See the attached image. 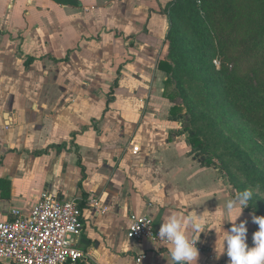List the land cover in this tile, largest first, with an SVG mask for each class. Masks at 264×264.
Masks as SVG:
<instances>
[{"label":"crops","instance_id":"0c3cea01","mask_svg":"<svg viewBox=\"0 0 264 264\" xmlns=\"http://www.w3.org/2000/svg\"><path fill=\"white\" fill-rule=\"evenodd\" d=\"M2 1L0 221L13 209L28 214L43 195L75 200L82 210L77 248L90 255L76 264H171L168 245L127 237L129 215L150 218L159 231L168 215L197 214L207 230L195 235L197 264H227L226 253L217 258L215 249L231 222L222 228L214 217L234 219L235 211L224 207L233 193L217 169L193 158L180 123L169 118L172 103L163 95L164 77L157 69L169 26L160 10L171 0H79L78 7L51 0ZM6 11L12 12L7 19ZM109 12L118 26L130 20L132 33L104 26ZM138 32L129 47L124 36ZM68 51V61H54ZM28 57L35 61L25 67ZM119 68L114 100L103 114ZM125 103L132 107L123 113ZM81 126L88 129L74 141L84 168L79 188L81 170L70 141ZM43 150L47 153L33 155ZM92 198L107 210L92 212ZM245 219L251 247L258 226L244 208L236 223Z\"/></svg>","mask_w":264,"mask_h":264},{"label":"rangeland","instance_id":"374dc122","mask_svg":"<svg viewBox=\"0 0 264 264\" xmlns=\"http://www.w3.org/2000/svg\"><path fill=\"white\" fill-rule=\"evenodd\" d=\"M171 2L164 7L168 15ZM121 7L124 9V6ZM4 14L7 19L12 12L6 11ZM139 15L137 13L136 20ZM104 20V26L112 29H125V33L134 30L129 28L132 26L127 18L125 27L118 26L112 12L106 13ZM47 21L54 23L53 18ZM168 23L157 61L168 62L173 68L170 83L164 86V90L165 94L174 97V102L179 106V129L183 131L184 123L190 121L187 124L189 131L196 132L205 146L204 154H198L214 164L231 191L260 186L261 195H254L245 209L251 216H264V129L236 104L245 94L224 82L219 74L218 59H209L210 51L203 46L188 13L177 15L174 24L169 20ZM92 33L94 35V31ZM67 39L68 42L72 41V37ZM36 70L38 68L33 70L32 77L36 76ZM163 77L165 81L164 73ZM99 104L96 101L95 107H99ZM120 107L124 113L132 104H120Z\"/></svg>","mask_w":264,"mask_h":264},{"label":"trees","instance_id":"16d2710c","mask_svg":"<svg viewBox=\"0 0 264 264\" xmlns=\"http://www.w3.org/2000/svg\"><path fill=\"white\" fill-rule=\"evenodd\" d=\"M58 5L78 7L79 0H51ZM168 9L170 15L165 14L170 23L175 22V17L179 14L188 13V17L198 30L199 39L204 47L210 51V60L218 59L220 65V76L235 91L245 94L236 103L240 109L249 114L252 121L259 124L264 129V0H172ZM176 27V26H175ZM141 31V33H143ZM137 34L124 36L129 41V47L133 46V41ZM70 52L61 60L55 62H66ZM34 58H26L23 61L25 67L34 63ZM157 69L166 75L164 86L170 83V74L173 68L168 62H158ZM120 68L117 70V77L112 82L107 94L106 105L103 114L109 110V104L113 102V94L118 87ZM163 95L167 98L172 107L169 118L179 122V106L174 102V97ZM185 129L179 132L186 134L187 144L190 147L193 158L198 160L201 165L213 167L214 164L207 162L201 156L205 152L203 142L198 138L196 132L189 131L187 124ZM181 126V125H180ZM183 127V126H182ZM88 126H81L71 133V146L77 153L74 141L77 135L82 134ZM178 133V134H179ZM171 135H175L171 133ZM64 146V145H62ZM61 147L55 146L57 151ZM47 150L33 152V155H42ZM201 153V154H198ZM77 164L81 170V180L84 178V168L81 165L80 156L77 153ZM81 210L80 206L78 205Z\"/></svg>","mask_w":264,"mask_h":264},{"label":"built area","instance_id":"2783aa9c","mask_svg":"<svg viewBox=\"0 0 264 264\" xmlns=\"http://www.w3.org/2000/svg\"><path fill=\"white\" fill-rule=\"evenodd\" d=\"M92 212L104 213L100 199L88 201ZM82 210L75 200L43 195L28 214L11 210L0 221V262L10 264H76L90 255L77 248ZM153 221L142 215L128 217L127 237L158 240ZM144 257V256H143ZM139 262V260H137Z\"/></svg>","mask_w":264,"mask_h":264},{"label":"clouds","instance_id":"9594fccd","mask_svg":"<svg viewBox=\"0 0 264 264\" xmlns=\"http://www.w3.org/2000/svg\"><path fill=\"white\" fill-rule=\"evenodd\" d=\"M230 199L225 201L224 207L228 213L235 211L232 220H225L222 215L217 214L214 221L221 224L222 228L226 221L231 222V227L224 230L220 238L219 249L216 247L217 258L226 253L227 264H264V216H251V223L258 225V230L252 234V246L247 243L249 223L247 219L236 223L244 208L249 206L253 196H260L259 185L255 188H246L242 191L233 189ZM202 215L180 216L177 214L168 215L156 234L158 240L168 245V253L171 264H197L199 256L196 247L195 235L206 232L205 224L201 223ZM215 229V228H213ZM93 257L99 261L100 253L93 251Z\"/></svg>","mask_w":264,"mask_h":264}]
</instances>
